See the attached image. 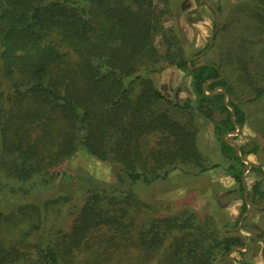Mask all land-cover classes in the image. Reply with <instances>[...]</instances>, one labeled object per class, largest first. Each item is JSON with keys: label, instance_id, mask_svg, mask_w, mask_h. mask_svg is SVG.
I'll return each mask as SVG.
<instances>
[{"label": "trees", "instance_id": "trees-1", "mask_svg": "<svg viewBox=\"0 0 264 264\" xmlns=\"http://www.w3.org/2000/svg\"><path fill=\"white\" fill-rule=\"evenodd\" d=\"M87 1L88 8L80 0H0V166L25 180L48 174L80 146L95 157L117 163L120 177L131 183H149L161 171L165 176L176 162L198 165L194 131L186 130L165 113L145 119V110L164 97L149 83L148 73L158 68L141 70V64L144 58L153 64L169 59L176 60L175 65L192 77L196 104L188 101L182 107L199 111L213 123L220 151L229 160L228 173L243 191L241 178L246 164L242 156L256 152L258 146L254 143L247 151L239 145L238 155L235 146L224 138L242 127L245 119L219 65H196L188 60L179 37L176 45L168 44L166 29L162 28L159 47L153 43L161 13L156 12L155 0ZM250 5L263 20L264 0ZM96 11L104 17L99 27L93 23ZM4 80L8 81V91L3 88ZM135 81H142L143 89L134 103H128L129 85ZM213 88L221 91L212 92ZM263 94L261 87L255 98ZM25 98L29 105L23 108ZM217 109L225 114L220 121L214 118ZM148 133L162 135L165 144L145 156L140 143ZM238 137L239 133L230 141L236 142ZM141 159L153 164L143 168L137 163ZM251 168L264 174L259 167ZM252 190L264 200L259 181ZM107 196L106 189L90 190L62 246L50 241L33 253L0 243V264H66L79 248L93 250L89 236L94 230L126 227L124 213L118 216L117 212L127 209L129 193ZM113 240V236L107 238L102 249L116 245ZM241 241L237 235L220 236L216 248L224 255ZM177 254L184 264L192 257L191 251L183 257ZM195 264L216 263L204 259Z\"/></svg>", "mask_w": 264, "mask_h": 264}, {"label": "rangeland", "instance_id": "rangeland-1", "mask_svg": "<svg viewBox=\"0 0 264 264\" xmlns=\"http://www.w3.org/2000/svg\"><path fill=\"white\" fill-rule=\"evenodd\" d=\"M253 2L258 0H155L156 12L161 13L153 43L159 47L162 28L168 30V44L176 45L179 37L184 57L196 65L217 63L221 75L232 85V99L245 119L235 143L247 151L254 143L258 146L256 152L242 156L247 163L242 174L243 191L228 173L229 160L220 151L213 123L199 111L182 107L188 101L196 104L189 72L179 69L176 60L162 59L153 64L144 58L141 70L158 68L148 73L151 82L144 81L164 97L145 110V119L165 113L186 130L194 131L200 163L176 162L165 176L161 171L149 183L121 178L117 163L95 157L81 146L51 167L48 174L25 180L0 166V243L33 253L50 241L62 246L90 190L106 189L108 198L129 193L127 209L117 212L118 216L124 213L126 227L94 230L89 236L93 250L79 248L66 264H184L177 253L183 257L188 251L192 257L186 264L204 259L219 264H264V200L252 190L257 181L264 190V174L251 168L264 172V94L255 98L264 88V19L254 14ZM80 3L89 7L87 0ZM103 19L98 13L94 25L99 27ZM3 88L8 91L7 80ZM142 89V81L130 83L128 103H134ZM215 91L221 89L213 88ZM28 105L29 99H22L23 108ZM224 117L219 109L214 112L216 121ZM233 135L228 133L224 138L230 140ZM115 137H110L111 143ZM164 144L162 135L148 133L141 139L140 150L147 156ZM144 161L137 163L143 168L153 164ZM147 173L151 176L152 172L147 168ZM234 232L243 242L229 254H220L216 241ZM111 236L116 245L102 249Z\"/></svg>", "mask_w": 264, "mask_h": 264}, {"label": "water", "instance_id": "water-1", "mask_svg": "<svg viewBox=\"0 0 264 264\" xmlns=\"http://www.w3.org/2000/svg\"><path fill=\"white\" fill-rule=\"evenodd\" d=\"M210 5V4H209ZM210 7L212 8V9H214V7L212 6V5H210ZM215 10V9H214ZM224 94L226 95V93L224 92ZM231 112H232V115L234 114V111H233V109L231 108ZM239 127H238V129H237V131H235V132H233V134H237V133H239ZM227 141H229L231 144H233L234 146H235V151H236V153L239 155L240 154V151H239V146L235 143V142H233V141H230V140H227ZM242 160H245L246 161V159L244 158V157H242ZM246 166H247V163H246ZM241 180H242V185L244 186L245 185V183H244V180H243V175H242V178H241ZM249 210V209H248ZM242 221H243V216L241 217V219H240V224H239V226H238V228L239 227H241V225H242ZM227 235H239V234H237V233H227ZM233 249H231L227 254H229L231 251H232ZM226 256V255H225ZM216 264H219V263H216Z\"/></svg>", "mask_w": 264, "mask_h": 264}]
</instances>
